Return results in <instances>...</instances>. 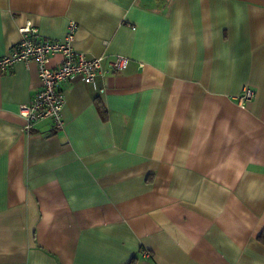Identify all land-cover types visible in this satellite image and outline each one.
I'll return each mask as SVG.
<instances>
[{"label":"crops","instance_id":"crops-1","mask_svg":"<svg viewBox=\"0 0 264 264\" xmlns=\"http://www.w3.org/2000/svg\"><path fill=\"white\" fill-rule=\"evenodd\" d=\"M70 20L128 65L61 83L58 130L23 129L36 62L0 70V264H264V0H0V58Z\"/></svg>","mask_w":264,"mask_h":264},{"label":"built area","instance_id":"built-area-1","mask_svg":"<svg viewBox=\"0 0 264 264\" xmlns=\"http://www.w3.org/2000/svg\"><path fill=\"white\" fill-rule=\"evenodd\" d=\"M77 23L70 20L63 37L58 40H46L40 37L38 29L30 22L18 29L19 41L0 58V70L10 69L15 62L37 64L40 87L32 98L19 107V115L24 119L23 129L30 131L35 123L48 119L54 129L63 127L62 108L65 102L61 83L80 78L84 83L94 84L96 78L108 71H123L128 58L116 55L106 66L103 56L88 57L73 48ZM60 54L61 62L49 66L51 55ZM253 91L245 87L239 96L240 102L251 99Z\"/></svg>","mask_w":264,"mask_h":264},{"label":"trees","instance_id":"trees-1","mask_svg":"<svg viewBox=\"0 0 264 264\" xmlns=\"http://www.w3.org/2000/svg\"><path fill=\"white\" fill-rule=\"evenodd\" d=\"M260 239H264V233L260 234ZM130 264H133V263H130Z\"/></svg>","mask_w":264,"mask_h":264}]
</instances>
